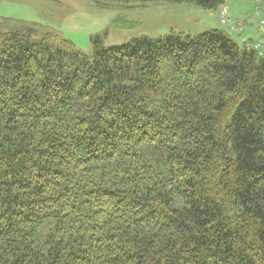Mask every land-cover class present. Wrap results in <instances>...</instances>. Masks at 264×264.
Listing matches in <instances>:
<instances>
[{
  "label": "trees",
  "instance_id": "trees-1",
  "mask_svg": "<svg viewBox=\"0 0 264 264\" xmlns=\"http://www.w3.org/2000/svg\"><path fill=\"white\" fill-rule=\"evenodd\" d=\"M14 25L0 26V264H264L262 51L211 30L87 55Z\"/></svg>",
  "mask_w": 264,
  "mask_h": 264
},
{
  "label": "rangeland",
  "instance_id": "rangeland-1",
  "mask_svg": "<svg viewBox=\"0 0 264 264\" xmlns=\"http://www.w3.org/2000/svg\"><path fill=\"white\" fill-rule=\"evenodd\" d=\"M225 7L230 21L245 23L242 34L230 32L228 26L222 25L216 11L167 3L102 7L94 0H0V22L40 24L70 40L79 52L87 55L96 48L118 47L142 37L159 39L172 31L197 36L211 30H225L239 45L248 36L249 25L254 30L251 37L262 32L253 17L254 0H226Z\"/></svg>",
  "mask_w": 264,
  "mask_h": 264
},
{
  "label": "built area",
  "instance_id": "built-area-1",
  "mask_svg": "<svg viewBox=\"0 0 264 264\" xmlns=\"http://www.w3.org/2000/svg\"><path fill=\"white\" fill-rule=\"evenodd\" d=\"M254 2L255 9L253 11V17L257 20L258 29L264 32V9L262 8L260 0H254ZM219 19L223 25L231 27V29L238 33H242L244 28L246 27L245 23L242 21H230L227 11L224 9L220 11ZM245 45L249 48L261 52L264 49V36L259 41L253 42L250 40H246Z\"/></svg>",
  "mask_w": 264,
  "mask_h": 264
},
{
  "label": "crops",
  "instance_id": "crops-1",
  "mask_svg": "<svg viewBox=\"0 0 264 264\" xmlns=\"http://www.w3.org/2000/svg\"><path fill=\"white\" fill-rule=\"evenodd\" d=\"M223 8L224 9H226V7H225V5L223 6ZM227 10V9H226ZM217 12V14L219 13V10L218 11H216ZM253 28V27H252ZM247 33H248V36H246L248 39H252V40H258V39H260V38H262L263 36H264V32H261L259 35H258V33L256 34V37H251L250 35V33H254V30L253 29H251L250 28V25H249V29L247 30ZM239 35V34H238ZM245 37V38H246ZM245 38H243V40L245 39ZM241 39H242V37H241Z\"/></svg>",
  "mask_w": 264,
  "mask_h": 264
},
{
  "label": "water",
  "instance_id": "water-1",
  "mask_svg": "<svg viewBox=\"0 0 264 264\" xmlns=\"http://www.w3.org/2000/svg\"><path fill=\"white\" fill-rule=\"evenodd\" d=\"M261 1L264 4V0H261ZM0 26L2 28H7V29H15V28H18L14 24L6 23V22L0 23Z\"/></svg>",
  "mask_w": 264,
  "mask_h": 264
}]
</instances>
